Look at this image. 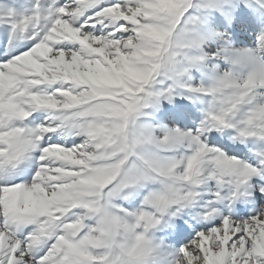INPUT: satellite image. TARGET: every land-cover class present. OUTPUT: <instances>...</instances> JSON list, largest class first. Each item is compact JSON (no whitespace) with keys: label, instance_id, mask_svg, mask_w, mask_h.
<instances>
[{"label":"snow or ice","instance_id":"1","mask_svg":"<svg viewBox=\"0 0 264 264\" xmlns=\"http://www.w3.org/2000/svg\"><path fill=\"white\" fill-rule=\"evenodd\" d=\"M0 264H264V0H0Z\"/></svg>","mask_w":264,"mask_h":264}]
</instances>
